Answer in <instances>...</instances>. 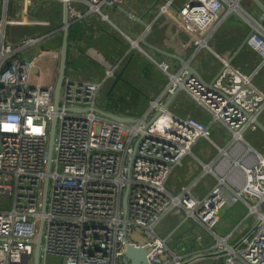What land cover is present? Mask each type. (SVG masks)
<instances>
[{
    "label": "built area",
    "instance_id": "1",
    "mask_svg": "<svg viewBox=\"0 0 264 264\" xmlns=\"http://www.w3.org/2000/svg\"><path fill=\"white\" fill-rule=\"evenodd\" d=\"M22 1L24 6L11 14L10 0H0V264H33V240L41 218L38 264H45L47 257L58 259L56 264H129L123 263L124 238L146 248L148 264H176L178 256L164 257L166 240L156 231L171 213L178 215L179 223L190 221L201 227L213 241L208 253L219 251L213 257L224 264H264V156L243 138L244 131H256L253 122L264 110V93L255 85L253 71L242 72L225 57H218L221 67L210 81L189 74L186 68L200 49H208V40L226 13H235L248 26L245 43L262 64L264 28L260 23L237 0H183L175 19L189 32L192 52L173 72L167 62H155L166 82L149 96L140 114H117L99 107L102 80L71 75L64 76L58 108L53 111L57 51L49 53L51 76L46 84L37 64L43 56L26 60L21 55L49 33L23 36L15 44L5 34L6 27L24 17L30 0ZM172 1L162 0L153 19L163 16ZM67 2L70 23L83 20L87 25L90 15L105 20L102 8L118 6L123 0ZM26 22L48 25L47 21ZM74 52L72 45L69 54ZM175 88L206 120H197L190 111L179 114L176 105L170 108L171 102L163 106ZM97 108L133 121L111 120L97 113ZM53 115L55 131L46 171ZM212 127L229 134L223 147L210 139ZM200 138L215 148L206 161L191 153ZM189 155L199 166L198 175L171 192L166 181ZM224 159L227 163L220 167ZM202 176L213 182L201 194L195 186ZM236 201L246 207L243 218L254 217V224L230 245L228 239L236 227L224 236H218L213 227L219 210ZM132 228L141 229L147 240L127 239ZM196 239L200 242L201 237Z\"/></svg>",
    "mask_w": 264,
    "mask_h": 264
},
{
    "label": "crops",
    "instance_id": "2",
    "mask_svg": "<svg viewBox=\"0 0 264 264\" xmlns=\"http://www.w3.org/2000/svg\"><path fill=\"white\" fill-rule=\"evenodd\" d=\"M161 1L162 0H123V2L118 6H113L110 8H106V7L102 8V12L106 16V19L102 21H106V24L109 25L110 29H113L120 36L124 37L127 42L129 41L131 46H132L131 42L136 41L137 45L140 43L144 47L143 49L140 48L139 45L137 47L136 46L134 47L138 48L140 51L144 50L142 52L153 63L159 61H165L169 64L170 69L175 70L181 64L180 59L185 61L189 59V55L192 52V48L189 52L185 51L186 48L191 47V45H189V38H187V40L183 39L179 41L178 40L179 33L173 32L171 36V40L168 43H164L165 41L157 42L155 40H152L149 43L146 41L147 35L144 38V42L146 44H143L140 41L141 34L144 31V27L142 23L148 24L150 29L151 26H153V24L160 19V17H157L156 19H153V17L157 15L158 13L157 5ZM182 1L183 0L172 1L171 5H173V8H175L176 12H177V8L182 3ZM259 1L264 5V0H259ZM29 2L30 4H27L28 7L26 9V13L24 14V17L21 18L19 17L20 22L16 24H10L8 27L11 26V27L25 28L26 29V30L24 29L25 31H29L30 33L29 35H42L44 34V32H48L49 33L48 35L57 33L56 31L58 27L56 28L55 25H53L49 20L38 18L37 12L40 7L43 8L44 6H48V4H54V3L57 4L59 3L61 5V2L57 0H30ZM237 3L244 12H246L251 17H253L264 28V23H262L264 19L258 20L259 11L250 0H237ZM23 6L24 5L22 0H10L9 11L11 12V14H13L16 10L22 8ZM55 7L56 5L51 7V12L48 13V18H50V16L55 14ZM127 13H130L132 17L128 16ZM97 16L98 15H92V16L90 15L88 17V19L90 18V22H91L90 24L92 25V29H93L92 32L93 38L91 40H94L95 38L103 34V32L108 33V31H106V29H104L101 23L99 22ZM138 20L140 21L138 22ZM26 21H32V22L47 21L48 25H38L37 23L30 24ZM163 24L165 28H168L171 25L170 23H166L165 21H163ZM173 27H174V31H176L177 26L174 25ZM169 30L170 28H168V31ZM25 31L23 33H25ZM248 31H249L248 26L238 15H236L235 13H226L221 17L217 26L215 27L214 32L209 38L208 49H200L196 53L195 57L191 58L188 61L189 66L194 68L204 81H210L217 74V72L221 67V63L218 57H225L232 66L237 67L242 72L249 73L253 71L254 72L253 81L255 85L264 93V62L259 65L255 54L247 47L245 40ZM23 33L20 35V38L23 36H28ZM75 53L76 52H74V54ZM50 64H51V60H49V66H48L49 69H50ZM45 79L48 80L49 77L47 76L45 77ZM41 80L43 83H45L44 78H42ZM181 96H184L182 98L183 100L185 98L187 99L186 95L182 92L177 93L173 98L175 100L174 105H176L177 107H178L177 102L180 100ZM179 106L182 107L181 108L182 110L184 109L182 105ZM182 110L178 108L177 112L179 114L185 113ZM205 153H207V155L209 154V156L206 157V160H208L214 154L213 147H211V149L207 147ZM193 155L195 156V154ZM189 157L191 158H188V156H186L182 160L181 165L176 167L173 170V172L169 175L166 181V187L171 192L177 191L179 186L190 182L198 175V173L193 174L192 171L194 168H199V166L196 160L191 155H189ZM206 160H202V161H206ZM183 170L185 175H181V176L177 175V178H174L175 174L180 173ZM204 177L205 176L200 177L196 182L197 184L196 189L201 194L205 193L213 182L211 177L206 178L207 180H205V183L202 186H198L199 183H201V181L205 179ZM173 179L175 180L173 181ZM241 208L242 209L245 208L244 204L241 201L224 205L219 210L220 212L218 215V221L220 218V214L222 217L223 213H227L228 222L223 224L219 223L220 226L219 232H218V228L217 230H215V226L217 225L218 221L216 225L213 227V231L218 236H224L226 233L230 232L234 227H236L232 232V236L228 239V243L230 245L234 244L241 236L247 234L252 229V226L254 224V217L252 216H248L247 218L244 219L243 218L244 215H242L241 217L233 221V219L239 215V211H241ZM223 209L225 210L223 211V213H221ZM168 217H169L168 223L172 226L170 230H168L167 232H163L162 235H160L159 231H162V227L160 225ZM175 218H178V215L171 213L162 219V221L159 223V225L156 228V231L159 236L164 237L165 235H168V233L170 234L172 232V229L174 228L172 222L174 221ZM187 222H188V226L189 227L191 226L188 231L186 230L187 236H189V238L194 240L195 242L197 241L199 245L203 243V247H200L201 249H196L192 252L189 251L186 252L184 249L182 250L181 248L179 253L175 251L173 252V255L178 256L179 259L181 260L195 253H204L203 256L196 258L187 264H192L199 260L219 261L221 258L220 259L214 258L213 252L208 253L210 250V246L213 242L212 239L204 233L201 227L195 225L190 221H185L180 224H185ZM197 236L201 237L200 242L196 239ZM204 240L206 241V243L203 242ZM170 257L168 256L166 258H170Z\"/></svg>",
    "mask_w": 264,
    "mask_h": 264
},
{
    "label": "rangeland",
    "instance_id": "3",
    "mask_svg": "<svg viewBox=\"0 0 264 264\" xmlns=\"http://www.w3.org/2000/svg\"><path fill=\"white\" fill-rule=\"evenodd\" d=\"M159 4V3H158ZM55 7V14L48 18V13L51 12V7ZM61 5L58 3L48 4V6H44L43 8H39L37 12V16L40 19L49 20L53 25L58 27L57 33H53L50 35H46L42 40L22 52V57L28 60L31 57L36 55H42L37 62V64L41 67V78H44L45 84L48 80L45 77L51 76V71L49 69V53L56 52L59 48L60 43V33H61ZM257 15V14H255ZM254 15V16H255ZM176 11L173 8V5L169 7L167 12L160 17L158 21H156L153 26L149 29L147 34L146 41L150 43V41L155 40L165 41L164 43H168L171 40L172 33H179L178 40H187L189 38V45H191L190 34L189 32L184 29L183 27L179 26L176 22ZM99 22L106 29L107 32H103L100 36L95 38L94 40L87 41V50L89 54V58L93 59L95 63H78L77 64V72H70L71 76L75 78L85 77L90 80H102L101 87L98 91L97 95V105L101 108H105L111 101L118 100V106L125 108V113H129L131 115H137L139 112H142L147 105L148 98L151 94L155 92L156 89H159L166 82V77L164 78L159 69L157 68L156 64L153 63L142 51L138 48L131 46L130 42L126 41L124 37L120 36L117 32L113 29H110L109 25L106 24V21L100 20V17L97 16ZM163 21L166 23H170V30L165 28L163 25ZM162 23V24H161ZM264 23V21H262ZM177 26L176 31H174L173 26ZM158 27V29H157ZM25 28H18V27H6L5 34L9 41H13L12 43L15 44L19 39L20 35L26 30ZM29 30V29H28ZM41 33V32H38ZM25 35H29V31H25L23 33ZM140 48H144L140 43L138 44ZM192 46L186 48L185 51L189 52ZM83 62V61H82ZM111 70L110 74L105 76V72ZM173 72V69H170ZM68 73H64L67 75ZM77 75V76H76ZM133 91L137 94L135 99H130V96H133ZM184 96L180 97V100L177 102L178 108L182 110L179 105H182L184 108L187 107V111L191 112V115L194 116L199 121L203 119L206 120L207 117H203L202 114L196 112L193 108H188L191 104L185 98L182 99ZM175 100L173 99L170 103V108H173ZM192 106V105H191ZM193 107V106H192ZM185 112V113H186ZM184 114V113H183ZM257 120L264 124V110L258 116ZM229 134L226 133L220 127H212L210 129V139H212L217 145L223 147L226 142L228 141ZM243 138L245 141L252 146L254 149L259 151L264 156V135L261 134L259 131H244ZM207 147L211 149L213 147L207 140L200 138L196 145L192 147L191 153L195 154L201 160H206L207 155L206 150ZM214 153L215 148L213 147ZM211 154V153H210ZM188 158H191L188 156ZM199 168H194L192 173H198ZM191 174V173H190ZM177 175H185L184 170L180 173L175 174L174 178H177ZM205 179L199 183L198 186H202L205 183L206 178H210L209 176H205ZM175 179H173L174 181ZM197 185V184H196ZM196 188V186H195ZM197 190V189H196ZM8 207V206H6ZM237 207V206H235ZM234 207V208H235ZM239 209V208H237ZM225 209L221 211L223 213ZM232 211V210H231ZM220 212V211H219ZM218 212V215H219ZM246 212V207L244 209L241 208L239 211V215L233 219H238ZM169 217L166 218L162 224V231H159V234L162 235L163 232H167L170 230L171 226L168 223ZM179 218H175L172 224L174 228L172 232L168 235H165L164 238L166 240V252L164 257H170L173 252L179 253L180 249H184L186 252H192L196 249H201L203 247V243L199 245L197 241L190 239L187 236L186 230L188 231L190 227L188 226V222L185 224L179 223ZM228 222V214L223 213V216L220 218L215 226V230L218 228V232L220 230L219 223H226ZM234 224V223H233ZM177 225V226H176ZM191 225V224H190ZM225 226V225H224ZM126 238L129 240H133L137 243H143L147 240L146 236L139 228H132L127 234ZM181 238V239H180ZM206 243V241H203ZM58 259H54L52 257H47L45 260V264H50L52 261L56 264ZM192 264H224L223 259L219 261H212V260H199Z\"/></svg>",
    "mask_w": 264,
    "mask_h": 264
},
{
    "label": "water",
    "instance_id": "4",
    "mask_svg": "<svg viewBox=\"0 0 264 264\" xmlns=\"http://www.w3.org/2000/svg\"><path fill=\"white\" fill-rule=\"evenodd\" d=\"M255 7L259 11V18L258 20L264 19V5L259 0H250ZM128 16L132 17L130 13H127ZM140 20H138L139 22ZM70 25V21L68 20V2L67 0H61V33H60V43L59 48L57 50L58 53V67L56 72V77L53 84V92H52V107L53 111H56L58 108L57 105V99L59 94V88L62 83V80L64 78V70H65V61H66V52H67V35H68V26ZM144 27V31L141 34L140 41L143 44H146L144 42V38L147 35L149 31V25L146 23H142ZM180 62H183L182 59H180ZM187 70L189 74H194L198 78H200L199 74L195 69L187 65ZM201 79V78H200ZM186 80V77H184L181 80V83H184ZM179 92V88H175L173 92L167 97V99L163 102V106H167L171 100L174 98V96ZM96 112L100 115H104L108 117L111 120L118 121V122H130L133 121L132 117L129 116H121L117 115L111 112L103 111L102 109H96ZM155 115H152L150 120L154 118ZM254 125L256 127V130L259 131L261 134L264 135V126L259 121L255 120ZM54 131H55V116L53 115L49 122V128H48V135H47V145H46V164H45V170H49V162L51 157V148L53 144V137H54ZM46 186H47V179H44L43 182V190H42V196H41V207L40 212L43 213L45 209V198H46ZM121 208L124 213L125 210V192L122 195L121 198ZM43 225V219L41 218L39 220L37 233L35 235V238L33 240V264H38V249H39V243H40V235ZM124 241V249L122 251L123 256V263H129V264H148L145 259V252L146 248L140 247V246H134L133 244L129 243L125 238ZM219 251H216L214 253H218ZM213 253V254H214ZM204 253H195L193 255H190L187 258L177 260L176 264H187L191 261H193L196 258H199L203 256Z\"/></svg>",
    "mask_w": 264,
    "mask_h": 264
},
{
    "label": "trees",
    "instance_id": "5",
    "mask_svg": "<svg viewBox=\"0 0 264 264\" xmlns=\"http://www.w3.org/2000/svg\"><path fill=\"white\" fill-rule=\"evenodd\" d=\"M68 20L71 21V17L68 16ZM89 24L90 22V18L88 19ZM55 27L57 28V26L55 25ZM68 35H67V52H66V61H65V70L64 73H68L67 75H71V71L74 72L75 74L77 72V64L78 63H95L96 62L93 59L89 58V54L87 52V50L89 48H87V41L89 42V40H91L92 37V25H86L85 22L83 20H79V21H73L70 23V25L68 26ZM74 46L75 49V55H70L69 54V50L71 48V46ZM83 61V62H82ZM161 75L165 78L166 76L160 71ZM77 76V75H76ZM82 78V77H80ZM85 78V77H83ZM166 79V78H165ZM161 87V86H160ZM159 87V88H160ZM133 96H130V99H135L136 98V93L133 91ZM136 94V95H135ZM120 101V99L118 100H114L111 101L104 109L112 111L114 113L117 114H125V115H131L129 113H125V108L124 106L120 107L118 106V102ZM190 104L192 105V103L190 102ZM188 106V108H191L192 106ZM188 109L187 107L184 108L182 111L186 112ZM199 114V111H196ZM141 112H139L138 114H140ZM137 114V115H138ZM132 116H136V115H132Z\"/></svg>",
    "mask_w": 264,
    "mask_h": 264
},
{
    "label": "bare ground",
    "instance_id": "6",
    "mask_svg": "<svg viewBox=\"0 0 264 264\" xmlns=\"http://www.w3.org/2000/svg\"><path fill=\"white\" fill-rule=\"evenodd\" d=\"M131 43H132V46H136V47L138 46L137 43H136V41H135V42H131ZM226 163H227V160L224 159V160H222V162L220 163L219 166L221 167L222 164H226ZM236 202H237V201H236Z\"/></svg>",
    "mask_w": 264,
    "mask_h": 264
}]
</instances>
